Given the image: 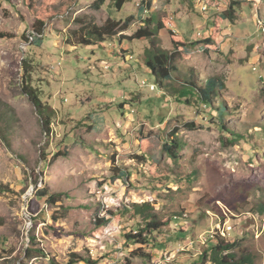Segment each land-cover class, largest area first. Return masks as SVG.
I'll use <instances>...</instances> for the list:
<instances>
[{"label":"rangeland","instance_id":"374dc122","mask_svg":"<svg viewBox=\"0 0 264 264\" xmlns=\"http://www.w3.org/2000/svg\"><path fill=\"white\" fill-rule=\"evenodd\" d=\"M94 1L0 0V35H11L0 36V264H66L70 253L91 259L74 264H198L204 237L208 244L217 231L235 241L237 259L264 264V32L246 14L243 27L239 17L221 23L218 45L194 46L214 34L220 11L203 0H127L120 10L115 0L99 9ZM108 17L132 20L103 47L66 43L69 31ZM159 22L160 47L177 53L162 88L144 66L148 40H131ZM36 29L41 44L32 41ZM24 58L53 111L49 135L23 91ZM191 74L229 79L222 120L243 139L229 144L209 108L172 98ZM173 135L184 144L177 161L163 150ZM123 171L128 182L114 180ZM40 189L47 195L36 196ZM142 204L172 219L155 247L143 246L148 258L129 256L139 246L122 237L144 225L135 212Z\"/></svg>","mask_w":264,"mask_h":264},{"label":"trees","instance_id":"16d2710c","mask_svg":"<svg viewBox=\"0 0 264 264\" xmlns=\"http://www.w3.org/2000/svg\"><path fill=\"white\" fill-rule=\"evenodd\" d=\"M106 0H95L92 6L95 9L101 8L105 4ZM127 2V0H115L114 6L117 9H121L123 5ZM203 3L207 7H215L219 8L220 11L214 13L213 18V31L212 36L205 39L204 41H195L192 43L194 46L205 42L206 44H210L214 42V44L218 45L219 38L221 39V23L224 21L235 22L237 19V11L241 6V1L239 0H203ZM31 8L33 4L29 5ZM141 8V7H139ZM143 10V8H142ZM132 20V17H128L126 19H112L108 17L104 24L98 25L95 22L88 21L83 23L79 28L69 31L66 34V43L71 46H101L103 47L105 43L114 37L117 33L126 30ZM147 23L150 24L149 20ZM165 28V25L161 22L158 23L155 29H150L148 26H141L138 28L132 39H146L149 42V46L144 50L143 60L144 66L148 72V74L154 79L157 85L162 88L165 86L166 81L172 80V73L177 71L175 66V59L177 57V53L174 50L166 51L162 49L159 45V42L156 37V31ZM35 34L32 36V41L37 42V44H41V40L37 37L41 34V30L36 29ZM3 38H9L11 35L2 34ZM26 41L29 39L22 35ZM173 43H177L174 41ZM29 64L27 60L23 59V69L25 71L26 77L24 78V87L23 91L28 96L31 103L36 108L39 117L42 121V125L44 131L47 132V135L51 133V124H52V115L53 111L50 107H46L43 103L42 99L39 96L38 90L31 84L30 81V70L28 69ZM224 81L221 80L217 76H207L204 80L195 77L191 74L188 79L184 81L183 86L174 91L172 98L180 104L190 105L194 104L203 105L204 107L209 108L210 112V120L213 123L218 122L219 127L226 132L228 137H230L229 144H234L240 139H243L244 136L235 130L229 129L223 123L224 117V105L218 100L221 98L220 91L224 88ZM218 118V120L216 119ZM198 125V124H197ZM193 126V125H191ZM202 126V125H201ZM227 137V138H228ZM184 144L176 137L170 136L169 141L164 142L163 150L167 153V155L173 160L177 161L179 159V152L183 149ZM62 155H67L65 153H57L54 155V158H58ZM113 171V170H112ZM124 172V173H123ZM114 172L113 178L122 179L124 182H128L127 178L129 176L128 172ZM47 195L46 189H40L36 193V196ZM55 195L49 196L47 199L51 203L57 202V197H53ZM148 204L135 205V212L137 214H143L144 225L142 227H138L137 229L131 230L128 233L122 235L124 241L126 243H133L136 246L135 250L129 253V256L133 257H143L148 258L149 253H145L142 251L143 246H153L155 239V233H157L161 227L168 226L172 219L166 218L163 220H158L155 213H145L147 212ZM145 214V215H144ZM112 217V213L108 212L107 217H97L95 218V226H103L106 225L110 218ZM175 216L173 220H178ZM58 220V218H56ZM175 223H178L177 221ZM218 233V231H217ZM216 232L212 234L209 238L208 244H203L200 246L201 248V261L198 264H251L252 257L244 256L242 258L237 259L235 253H232V249L236 247L235 241L232 243L225 242L224 236L218 235ZM36 242V239L33 235L30 236V244ZM38 252L42 255L45 254L43 249H38ZM28 258H31L30 251L27 249L26 251ZM69 260L66 264H74L80 261L85 263H91L90 257H83L78 253H70Z\"/></svg>","mask_w":264,"mask_h":264},{"label":"crops","instance_id":"0c3cea01","mask_svg":"<svg viewBox=\"0 0 264 264\" xmlns=\"http://www.w3.org/2000/svg\"><path fill=\"white\" fill-rule=\"evenodd\" d=\"M241 1V6L237 11L238 24L243 27L247 23H245L244 17L246 14H249L253 17L254 21L256 20L257 15L264 17V0H239ZM234 28V27H233ZM253 59H255V55H253ZM225 85L229 84V79L224 80Z\"/></svg>","mask_w":264,"mask_h":264},{"label":"built area","instance_id":"2783aa9c","mask_svg":"<svg viewBox=\"0 0 264 264\" xmlns=\"http://www.w3.org/2000/svg\"><path fill=\"white\" fill-rule=\"evenodd\" d=\"M202 9L203 10H206V7H202ZM256 24H257V27L260 29V31H262V32H264V17H259L258 15H257V17H256ZM142 84L143 85H145V82L144 81H142ZM149 88L151 89V90H153L154 88H155V85L154 84H152V85H150L149 86ZM175 225H177L178 223H174ZM227 233L229 232V230H230V227H227ZM212 232H210V237L212 236ZM207 241V238L206 237H204V243H202V244H206L205 242Z\"/></svg>","mask_w":264,"mask_h":264}]
</instances>
